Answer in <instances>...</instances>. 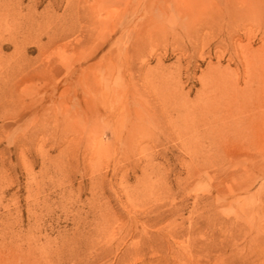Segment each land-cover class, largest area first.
<instances>
[{
    "label": "rangeland",
    "instance_id": "rangeland-1",
    "mask_svg": "<svg viewBox=\"0 0 264 264\" xmlns=\"http://www.w3.org/2000/svg\"><path fill=\"white\" fill-rule=\"evenodd\" d=\"M0 20V264H264V0H0Z\"/></svg>",
    "mask_w": 264,
    "mask_h": 264
},
{
    "label": "bare ground",
    "instance_id": "bare-ground-1",
    "mask_svg": "<svg viewBox=\"0 0 264 264\" xmlns=\"http://www.w3.org/2000/svg\"><path fill=\"white\" fill-rule=\"evenodd\" d=\"M14 33L15 28L12 25L0 20V37L7 35L6 42L9 43L13 41ZM13 79L14 69L11 66L9 57L2 60L0 56V122H4V127L7 129L12 128L15 117L14 103L12 100L14 89Z\"/></svg>",
    "mask_w": 264,
    "mask_h": 264
}]
</instances>
